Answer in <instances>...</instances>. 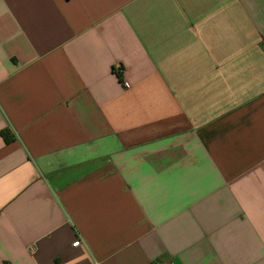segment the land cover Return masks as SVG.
<instances>
[{
  "label": "crops",
  "instance_id": "0c3cea01",
  "mask_svg": "<svg viewBox=\"0 0 264 264\" xmlns=\"http://www.w3.org/2000/svg\"><path fill=\"white\" fill-rule=\"evenodd\" d=\"M157 262L264 264V0H0V264Z\"/></svg>",
  "mask_w": 264,
  "mask_h": 264
},
{
  "label": "trees",
  "instance_id": "16d2710c",
  "mask_svg": "<svg viewBox=\"0 0 264 264\" xmlns=\"http://www.w3.org/2000/svg\"><path fill=\"white\" fill-rule=\"evenodd\" d=\"M1 135L5 142H10L13 139L12 134H10L9 129H3Z\"/></svg>",
  "mask_w": 264,
  "mask_h": 264
},
{
  "label": "built area",
  "instance_id": "2783aa9c",
  "mask_svg": "<svg viewBox=\"0 0 264 264\" xmlns=\"http://www.w3.org/2000/svg\"><path fill=\"white\" fill-rule=\"evenodd\" d=\"M116 68H118V67H116ZM117 70H118V69H117ZM79 242H80V240H79V238L77 237V238L72 242V245H73V246H76V245L79 244ZM156 264H164V262H157Z\"/></svg>",
  "mask_w": 264,
  "mask_h": 264
}]
</instances>
